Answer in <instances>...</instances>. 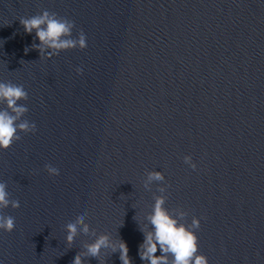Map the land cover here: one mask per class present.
I'll list each match as a JSON object with an SVG mask.
<instances>
[{
  "label": "water",
  "instance_id": "1",
  "mask_svg": "<svg viewBox=\"0 0 264 264\" xmlns=\"http://www.w3.org/2000/svg\"><path fill=\"white\" fill-rule=\"evenodd\" d=\"M44 9L74 20L88 47L41 57L20 18ZM0 41V79L25 86L37 125L0 150V180L21 202L3 210L16 218L0 232L4 264H70L94 239L66 240L81 207L146 264L137 219L159 194L143 185L154 168L167 206L201 217L211 264H264V0H0Z\"/></svg>",
  "mask_w": 264,
  "mask_h": 264
},
{
  "label": "clouds",
  "instance_id": "2",
  "mask_svg": "<svg viewBox=\"0 0 264 264\" xmlns=\"http://www.w3.org/2000/svg\"><path fill=\"white\" fill-rule=\"evenodd\" d=\"M21 24L27 33L35 32L32 47L38 48L41 57L48 59L58 56L68 49H85L88 47L87 34L81 29L74 35L75 21L60 16L56 12L44 9L42 12L20 18ZM2 44V41H0ZM29 51L26 47L25 52ZM76 71L82 73L84 69L77 67ZM29 93L23 84L0 79V150L10 148L14 142L20 140L21 133H34L37 129L35 121L25 118L29 111L26 103ZM184 162L191 168L198 167L191 154H186ZM51 176L60 175V169L52 164L45 165ZM163 170L151 169L146 173L143 181L144 188L151 190L155 183L159 194H154V204L143 220H139L140 231L144 235L139 245L140 258L146 264H211L207 253L200 251L198 229L202 219L193 215L189 222L186 218L189 212L183 207L169 208L167 206L168 184ZM19 208V199H12L8 190V183L0 180V232H12L16 227V218L5 215L4 209L8 207ZM88 210L81 207L67 224L66 240L74 244L78 234L91 235L94 239L85 240L82 250L77 252L70 264H88L85 257H98L100 264H108L104 254L108 251H119L122 264H133L129 255V246L121 237H114L111 232L104 231L97 234V230L87 222ZM159 250V255L157 252ZM0 264L4 261L0 259Z\"/></svg>",
  "mask_w": 264,
  "mask_h": 264
}]
</instances>
